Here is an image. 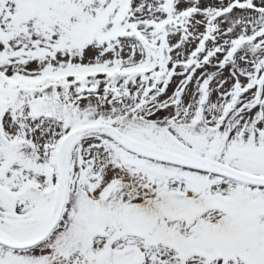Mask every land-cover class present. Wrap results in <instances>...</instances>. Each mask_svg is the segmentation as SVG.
Masks as SVG:
<instances>
[{"label":"snow or ice","instance_id":"snow-or-ice-1","mask_svg":"<svg viewBox=\"0 0 264 264\" xmlns=\"http://www.w3.org/2000/svg\"><path fill=\"white\" fill-rule=\"evenodd\" d=\"M0 264H264V0H0Z\"/></svg>","mask_w":264,"mask_h":264}]
</instances>
